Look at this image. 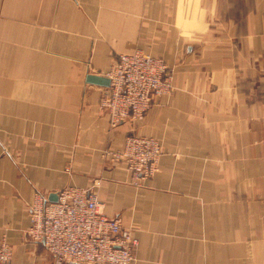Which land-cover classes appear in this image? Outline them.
Masks as SVG:
<instances>
[{
    "label": "crops",
    "instance_id": "1",
    "mask_svg": "<svg viewBox=\"0 0 264 264\" xmlns=\"http://www.w3.org/2000/svg\"><path fill=\"white\" fill-rule=\"evenodd\" d=\"M163 59L174 89L142 120L100 109L123 53ZM158 138L134 184L121 149ZM100 181L138 239L131 264H264V0H0V242L11 264H54L28 239L36 193Z\"/></svg>",
    "mask_w": 264,
    "mask_h": 264
},
{
    "label": "built area",
    "instance_id": "2",
    "mask_svg": "<svg viewBox=\"0 0 264 264\" xmlns=\"http://www.w3.org/2000/svg\"><path fill=\"white\" fill-rule=\"evenodd\" d=\"M100 109L111 125L142 120L154 101L174 89L167 63L143 50L123 53L105 74ZM163 147L158 138L130 133L121 149L104 152L110 163L125 162L134 184L159 170ZM100 181L89 187L70 186L58 192L56 201L36 193L29 205L28 239L41 242L54 264H131L138 239L119 216H109L98 193ZM10 244L0 242V264H11Z\"/></svg>",
    "mask_w": 264,
    "mask_h": 264
},
{
    "label": "water",
    "instance_id": "3",
    "mask_svg": "<svg viewBox=\"0 0 264 264\" xmlns=\"http://www.w3.org/2000/svg\"><path fill=\"white\" fill-rule=\"evenodd\" d=\"M88 79H89V82L93 84H97V85H102L103 87H107L110 84L109 78L105 76L90 75ZM55 195H56L55 198L51 197L49 200L56 201L58 197V193H56Z\"/></svg>",
    "mask_w": 264,
    "mask_h": 264
}]
</instances>
